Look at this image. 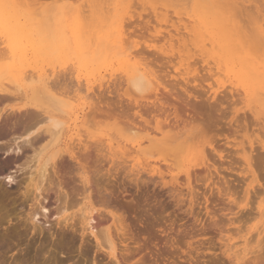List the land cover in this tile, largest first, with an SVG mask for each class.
Returning a JSON list of instances; mask_svg holds the SVG:
<instances>
[{"label": "rangeland", "instance_id": "374dc122", "mask_svg": "<svg viewBox=\"0 0 264 264\" xmlns=\"http://www.w3.org/2000/svg\"><path fill=\"white\" fill-rule=\"evenodd\" d=\"M201 3L21 0L14 9H0V90L27 92L26 97H17L5 105V111L11 107L61 110L56 113L63 122L57 149L78 159L70 161L64 155V170L68 178H73L71 186L82 190L77 172L84 170L94 207L104 213L102 216L114 213L120 218L125 234L123 239L119 234V238L127 245H118L121 264H236L235 255L243 249L241 240L246 238H252L247 246L249 252L239 264H264V242L262 251L255 242L257 232L264 228V213L260 217L257 212L259 205L264 212V159L260 161L258 157L264 156L259 143L264 144V93L257 88L256 92L248 90L259 75L264 83V37L259 34V27L264 30V0ZM217 24L230 30L225 32L229 39ZM8 38H14L16 48H10ZM103 41L107 43L102 44ZM217 43L223 44L221 48ZM224 44L231 48L234 45L236 49L232 50L236 54L225 55ZM117 47L120 48L114 49ZM249 68H253L254 76ZM137 73L158 79L159 100L164 93L162 87L180 90L181 94L185 89L191 96L207 99V106L195 110L191 108L192 99L185 102L189 105L187 113L198 117L197 121L202 119L201 124L188 123L184 134L182 129L168 131L169 128H164L163 135L153 132V121L152 131L148 127V131L144 130L142 122L133 119L132 114L138 109L131 108V103L147 106L148 110L153 109L152 103H158L153 94L140 97L129 91L125 79ZM42 78L50 83L48 93L39 98L31 91L42 86ZM176 90L172 92L181 95ZM106 103L115 107L116 112L125 111L139 129L131 131L130 124L116 122L113 115L105 116L102 112L106 111ZM100 106L101 112L97 111ZM177 106L180 108L181 103ZM143 116L147 120L152 118L148 114ZM250 143L254 147L250 169L258 176V183L253 182L254 190L249 189L246 196L252 177L243 156L244 152L249 154ZM214 152H222L223 159L219 160ZM204 161L217 171L210 167L213 178L206 183L203 177L208 170H201ZM34 167L26 170H36ZM187 172L198 199L188 194ZM213 183L229 186L231 202L210 193ZM80 199L81 196L77 197ZM193 199L195 203L190 202ZM76 204H68L66 211L56 216L55 204L51 203L47 218L37 219L42 234H18L12 241H5L8 253L2 257V263L93 264V252L82 255L87 247L94 249V240L86 233L92 244L88 246L89 241L83 243L79 232L73 235L75 241L62 239L66 228L55 224L58 219L78 214L81 205ZM23 213L21 217L26 216ZM230 247L231 251H226Z\"/></svg>", "mask_w": 264, "mask_h": 264}, {"label": "bare ground", "instance_id": "6f19581e", "mask_svg": "<svg viewBox=\"0 0 264 264\" xmlns=\"http://www.w3.org/2000/svg\"><path fill=\"white\" fill-rule=\"evenodd\" d=\"M20 1L21 0H0V9H14L18 6ZM201 1L202 0H200V4H202ZM198 8H199V6H198ZM203 10H205V9H203ZM198 12H199V14H202V12L201 13H200V11H198ZM198 12H197V14H198ZM199 14H198V16H199ZM221 16H223V15H221ZM197 18H199V17H197ZM211 20H213V19H211ZM204 21H205V19H204ZM200 22H202V20ZM226 23L228 24V22H226ZM219 25L217 24V26H219ZM220 26H219V28H221ZM231 26H232V24H231ZM115 27H118V26H115ZM225 27L227 28V26H225ZM222 28H223V26H222ZM222 28H221V30H222ZM203 29H205V28H203ZM223 29L225 30V28H223ZM112 30L114 31L116 29H112ZM119 30L122 31V29H119ZM224 30H222V31H224ZM226 31H227V29L224 31L223 35L225 34ZM118 32H120V31H118ZM227 32H230V30ZM207 34H210V33H207ZM259 34L264 37V30L262 27H259ZM113 35H115V34H113ZM121 35H122V33H121ZM178 35H180V34H178ZM116 36H115V38L118 39V36L117 37ZM230 36H232V35H230ZM226 37L228 38V35H226ZM112 38H114V37H112ZM198 38H200V37L198 36ZM16 39H17V37L15 38V40ZM235 39H236V37H235ZM7 40H8L7 42H10V48H11V46H13V44H14V38H12V39L8 38ZM118 40H120V39H118ZM118 40H117V42H118ZM179 40H181V39L178 38L177 42H179ZM224 40H225V37H224ZM217 41L219 42V40H217ZM228 41H230V40H228ZM231 41H232V39H231ZM104 42L105 41H103L101 43L103 44ZM105 43H107V42H105ZM220 43L219 44L217 43L219 45V47H220V45H223ZM223 43H226V42H223ZM238 43H239V41H238ZM102 44H101V47H104V46H102ZM230 44H231V42H230ZM18 45H19V43H18ZM248 46H246V48ZM13 47H15V45ZM114 47H116V46H114ZM229 47H230V45L225 46V44L222 47L223 49L226 50L225 55H228V57L236 54V52H234L232 50L234 45L232 48L231 47L229 48ZM118 48H120V47H117L114 49H118ZM243 48H242V50L245 49V48L244 49ZM239 51H241V50H239ZM259 51H260V49H259ZM131 54H132V52H131ZM212 55L214 56V53ZM250 56L253 58V55H250ZM218 58H217V62L219 60ZM245 58H248V57L245 56ZM255 58L256 57H254V59ZM240 59H238V60H240ZM235 60H236V58H235ZM226 62H228V60ZM235 62H237V61H235ZM244 63H246V62H244ZM226 66H227V64H226ZM252 66H253V64H252ZM249 67H251V66H249ZM244 68H245V66H244ZM233 69H234V66H233ZM245 69L247 70L248 68H245ZM249 69L251 70L253 68H249ZM254 69H255V71L259 70L256 68H254ZM251 71H252V73H250V74L254 76V74H253L254 71L253 70H251ZM127 75H128V73H127ZM153 77L150 78V77L146 76L145 73H137V74L127 76L125 79V82L127 84L129 91H132L134 95L141 97L144 94H153L154 99H155L154 101L157 100V103H158L157 105L155 103H152L153 109L150 108L152 110H148L149 107L148 108H147V106L143 107L139 103H134L133 105L131 103V106H132L131 108L138 109L137 111H135L134 114H132V115H134L133 119L135 118V119H138L140 122H142V124L144 125V128H143L144 130H147V129L149 130L151 128V122L153 121L154 122V124L152 126L153 132H157V133H160L161 135H163L164 128L165 129L169 128L168 131H170L171 129L172 130L173 129H182L181 131H183V132H181V133L184 134L186 131L185 128L187 127L188 123H190V125H191L195 122H199V121L202 122L203 121L201 118H200L201 120L197 121L198 117H193V116L191 117L187 113L188 112L187 107L189 105L186 104L185 102L189 99H192L193 100V106L192 107L190 106V107L194 108V110H195L197 108H202L204 106H207L208 105L207 99H199L195 96H191L190 93L188 94L185 89H183V90L181 89L182 93H183V94H181L180 90L177 91L174 88L171 90H167L166 87H162V90L164 93L161 96L160 100H164V101L160 102V100L158 99V95H159L158 93H160L158 91L159 90L158 87L160 86V83L157 81L158 79L156 80V77H154L155 78V81H154ZM256 78L257 79H255V80H257V82L256 83H254L255 81L253 83L251 82L250 83L251 86H249L248 90L250 92H256V88H257L258 91H261L264 93V86H263L264 83L262 82V79H261L262 77H260V75H259ZM40 79H39V82H40ZM48 80L49 79L41 80L42 83H40V84H42V86L40 88L34 87L31 91L32 92L31 94L34 96H38L39 98L41 97L39 95L43 96V94H47L48 93V87H47L48 85L47 84L50 83ZM155 82L157 85L154 84ZM51 84H54V83H51ZM51 86H53V85H51ZM7 90L8 89H3V90L1 89L0 90V106H1L0 107V154H3L2 158L0 157V229L7 226L4 229L5 231H3L4 233L0 231V264H3L2 263L3 261L1 260L2 257L6 253H8L7 252L8 247L6 246L7 244L5 245L7 247V250H6V248L4 249L5 241L6 242L12 241L15 238V236L18 234H19V237H20V235L26 236L28 234L29 235L32 234L33 236H37V235L42 234L43 230H42V228L37 226V219H39V218L46 219L47 218V216L50 214V210H49L48 206L51 205V203L55 204L56 216H59L62 213H64L66 211V208H67L66 206L70 203H77L76 204L77 206H78V204H79V206L81 205V208L78 210V214H73L67 218H62V220L58 219L56 221L55 224L57 226H59L61 229L66 228V230H63L65 232L62 233V239L63 238L65 239L66 237H68L69 239H71V241H73V240L75 241L76 237H74L73 235L75 233L77 234V232H79L80 233L79 237L82 239V242L88 243V242H85L88 240V239H86L85 236L88 235L87 237L90 236L92 238V240H94L93 241L95 243L94 247H93L94 249H91V251H90V249H87V248L92 247L91 246L92 244L88 240L89 245L88 244H86V245L91 246V247H87L86 250H84L85 252L83 251L84 253L82 256H84V254L90 255V252H93V256H94L93 264H103V261L106 259L108 261H106V263H104V264H121V262L117 258L119 255L118 252L120 251L118 249L119 248L118 245L120 247H122V245L125 243V241L122 240L123 239L122 235H124L125 233L123 232V226H122L120 218L115 216L114 213L113 214L108 213V215H110V217L109 216L105 217V215L102 216L101 214H104V213L100 214L99 210L94 207V204L91 201L92 195L90 192V188L87 187L89 179H87L86 173L84 172V170H78V172H77V176H78L77 178L79 179L80 184L83 185V187H82L83 190L78 188V187H75V185H73V184L71 186L70 183H74L73 178L71 176L68 178L67 177L68 173H66V170H64V168L66 167L63 163L65 161L64 155H67L70 161L78 162V159L76 157H74V155H71V154L67 153L66 151H63L62 149H57L58 141H59L58 134L63 129V122L59 119V117L57 116L56 113L60 112L61 110L57 111V109H54L53 105L49 104L48 103L49 101L45 99L46 96H44V99L46 101H48L47 104H49V106L51 105L50 107H52L53 109H50V110H48V109L43 110L42 109L41 110V109L36 108V109L30 110V108L25 109L26 107L24 109L22 107H19V108L11 107L10 110H8L9 109L8 108L5 111V108H6L5 105L10 103L11 101H14V99L17 97H21V96H22V98L26 97V93H27L26 90L23 93H21V91H19L20 89L16 90L18 92H15V90H12V91H10V90L7 91ZM175 90H176V93L179 92L181 95H179V94L176 95L175 92H172ZM172 93H174V95ZM55 94L57 95V93H55ZM258 94H256V95H258ZM160 95H161V93H160ZM259 95H262V94H259ZM41 98H43V97H41ZM37 100H38V98H37ZM51 102L54 103V101H52V100H51ZM42 103H44V102H42ZM180 103H181V107L179 108V106H177V104L179 105ZM107 104L108 103H106V105ZM119 104H121V103H119ZM101 105L103 106V104H101ZM106 105H104V107ZM49 106H48V108H50ZM106 107H107L106 111H103L101 109V106H100V110L97 109V111H100V112L103 111L102 113H104L105 116H110V115L112 116L113 115L115 117L114 120H118L116 122H119V120H120L121 122L124 121V122L130 124L129 129L131 131H134V129H136V128L139 129V126H137L134 122L129 121L128 114L125 111L122 112V110H124L123 106H122V109L121 108L117 109V111H120V109H121L122 113L116 112L115 107L111 108V106L109 104ZM126 109H128V108H126ZM143 109H145V112ZM144 114H148V116L150 115L152 118L150 120H147L148 118L146 119L145 117H147V116L145 115V117H144L143 116ZM101 115H103V114H101ZM179 122H181L182 125L180 124V126H179ZM234 122H236V121H234ZM143 125H142V127H143ZM142 127H141V129H142ZM145 127L146 128L148 127V128L145 129ZM197 127H199V126H196V128ZM236 127H238V126H236ZM191 128H193V125ZM230 128L231 127H229L228 129H230ZM168 131H166V132L168 133ZM176 134L178 136V134L180 135V132H178ZM8 137H10V138L6 139ZM259 143L261 145V149L264 150V144L262 142H259ZM252 146L253 145H251V143H250L249 144V148H250L249 154H246L244 152L245 151L244 148L242 149V151L245 154L243 156V160L249 169H250V166L252 163L253 152H254V149H253L254 147H252ZM214 153L217 155L219 160L223 159L222 152H219V153L214 152ZM260 156H258L259 160L262 161L264 159V156L263 157H260ZM85 158L87 159L88 156L87 157L85 156ZM207 163H208L207 161H204L201 164L202 165L201 170H208L207 175H205V177H203V181H205V183L210 181L213 178L210 171H209L210 167H212V166L208 165ZM32 165L35 166L34 169L36 168V170H26V169H30ZM12 168H15L16 170H13ZM212 168L216 173L217 172L216 169L214 167H212ZM247 171L251 175L252 181L250 184L247 185V189L245 190L246 196H248V194H249V189L254 190V187L252 186L253 182L258 183V176L256 175L255 171L251 170V169L247 170ZM186 174H187L186 180H187V186H188L187 189L189 191L188 194L191 195V197L193 198L195 195L194 194L195 191L193 190V187H191L190 176H189L188 172ZM20 175L25 176V177L20 178ZM79 182H78V184H79ZM198 183H199V180H196V184H198ZM69 186H71V187H69ZM79 189L82 191H80ZM213 189H215V190H213ZM209 191L211 194L215 193L219 198H225V201L229 200L228 202H231L230 198L232 196V193H231L228 185H227V187L224 188V187H221V185L218 186L217 183H213L212 187H210ZM213 191H215V192H213ZM79 192H81V193H79ZM79 196H81V199L79 200L80 202L77 200V197H79ZM197 196H195V197L197 198ZM204 198H206V197H204ZM190 202L191 203L194 202V199ZM207 202H208V199H205L204 203L208 204ZM206 210H207V208H206ZM26 211H28V212L26 213ZM22 212L26 213V214L23 213L24 215H26L25 217H21L20 213H22ZM257 212H258V215H260V217H263L264 212L261 209L260 205L257 208ZM208 214L209 213H207V215ZM251 219H253V218H251ZM35 221H36V223H35ZM232 223H234V222H232ZM77 226H79V227H77ZM68 230H70L71 234H68ZM263 232H264V228L261 231L259 230L256 234L257 240L255 239V242L257 241L256 243L258 244V246H257V244H256V246L260 247V249L257 248V249H259V251H262L261 250L262 249L261 244L264 242L262 240V237H261ZM86 233H87V235H86ZM119 234H121L120 237L122 239L119 238ZM245 236H247V235H245ZM259 237H261V239ZM263 238H264V236H263ZM62 239H61V241H62ZM251 239L252 238H246V239L241 240V241H243V249L240 248L241 249L240 253H237L235 255V263L236 264H239L240 261L243 260L248 255L249 251L247 250V246H248V243H250ZM259 239L262 241H260ZM116 240H118V242ZM171 240L174 241L173 239H171ZM71 241L68 243H71ZM62 242H64V240ZM62 242H61V244H63ZM59 243L60 242H58L57 244H59ZM123 246L127 247L126 244ZM237 246H239V245H237ZM230 249H231V247L229 249H227L226 251H229ZM92 250H94V251H92ZM224 254H226V253H224ZM260 255L261 254H259V257H260ZM53 261H55L57 263L63 262V261H59L58 259L57 260L53 259ZM96 261H97V263H95Z\"/></svg>", "mask_w": 264, "mask_h": 264}]
</instances>
